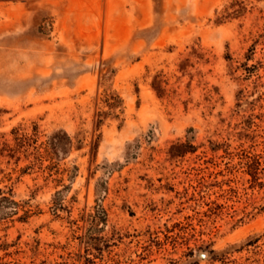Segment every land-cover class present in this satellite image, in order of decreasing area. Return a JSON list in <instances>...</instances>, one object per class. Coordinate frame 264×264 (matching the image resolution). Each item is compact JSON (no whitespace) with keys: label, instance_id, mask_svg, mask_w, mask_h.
Wrapping results in <instances>:
<instances>
[{"label":"rangeland","instance_id":"1","mask_svg":"<svg viewBox=\"0 0 264 264\" xmlns=\"http://www.w3.org/2000/svg\"><path fill=\"white\" fill-rule=\"evenodd\" d=\"M0 264H264V0H0Z\"/></svg>","mask_w":264,"mask_h":264}]
</instances>
